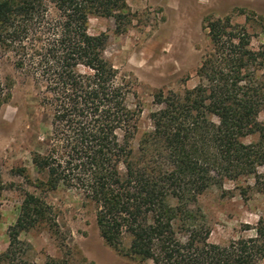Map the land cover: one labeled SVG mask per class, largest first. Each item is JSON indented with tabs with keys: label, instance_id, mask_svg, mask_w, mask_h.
<instances>
[{
	"label": "trees",
	"instance_id": "1",
	"mask_svg": "<svg viewBox=\"0 0 264 264\" xmlns=\"http://www.w3.org/2000/svg\"><path fill=\"white\" fill-rule=\"evenodd\" d=\"M92 17L113 19L115 34L124 35L137 14L127 0H0V51L43 88L42 104L52 114L46 152L32 153L38 178L16 170L36 192H24L0 264H38L21 239L37 228L60 241L44 195L63 186L93 204L101 238L120 255L152 264H258L264 220L248 227L251 237L214 244L198 201L226 182L253 178L264 186V123L257 122L264 112V45L255 49L247 28L230 16L208 19L211 49L198 85L155 93L152 129L135 150L141 111L128 106V85L105 56L108 35L89 33ZM13 87L12 79L0 80V110ZM249 136L258 139L247 144ZM6 189L0 170V197ZM66 253L43 264H91Z\"/></svg>",
	"mask_w": 264,
	"mask_h": 264
},
{
	"label": "rangeland",
	"instance_id": "2",
	"mask_svg": "<svg viewBox=\"0 0 264 264\" xmlns=\"http://www.w3.org/2000/svg\"><path fill=\"white\" fill-rule=\"evenodd\" d=\"M127 1L137 14L128 33L116 35L115 21L100 17L89 19L88 30L93 36L108 35L105 56L128 85V106L141 111L133 140L137 150L143 133L152 129L150 115L158 110L155 93H182L198 85L197 71L211 49L207 20L230 16L234 24L247 28L252 46L258 49L264 45V0ZM7 79L14 81V87L10 101L0 110V170L7 186L0 197V255L9 246L8 229L19 216L24 192H36L16 170L25 168L32 181L38 178L32 153L46 152L52 119L50 108L42 104L43 88L16 71L12 56L0 51V80L6 83ZM257 122L264 123V112ZM257 139L249 136L245 143ZM259 172L264 174V167ZM44 197L53 208L62 237L59 241L44 227L22 235L21 239L32 245L31 260L43 264L47 257L71 252L76 260L85 258L91 264H152L108 247L97 227L95 207L77 190L63 186ZM198 207L206 216L210 242L226 245L253 236L249 228L264 220V186H257L253 178L226 182L203 194ZM129 246L130 240L125 239V249ZM258 264H264V259Z\"/></svg>",
	"mask_w": 264,
	"mask_h": 264
}]
</instances>
